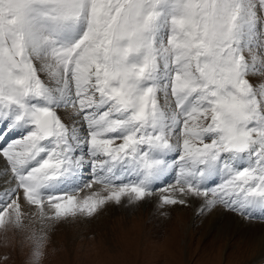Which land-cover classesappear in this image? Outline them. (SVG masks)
<instances>
[{
  "label": "snow or ice",
  "instance_id": "obj_1",
  "mask_svg": "<svg viewBox=\"0 0 264 264\" xmlns=\"http://www.w3.org/2000/svg\"><path fill=\"white\" fill-rule=\"evenodd\" d=\"M0 159L30 264L54 223L156 192L264 218V0H0Z\"/></svg>",
  "mask_w": 264,
  "mask_h": 264
},
{
  "label": "rangeland",
  "instance_id": "obj_2",
  "mask_svg": "<svg viewBox=\"0 0 264 264\" xmlns=\"http://www.w3.org/2000/svg\"><path fill=\"white\" fill-rule=\"evenodd\" d=\"M3 163L0 159V166ZM87 191L84 189L81 196ZM159 195L156 192L148 201L135 205L127 200L121 204L109 203L92 217L78 216L54 223L48 229L49 239L41 264H264V249L255 248L252 238L261 229L259 225H264V218L257 215L245 219L227 212L240 217L245 224H259L254 227L258 230L255 233L253 227L234 230L231 225L235 231L230 236L232 240L222 245L218 253L207 243L209 236L199 238L201 233L196 232L201 224L206 227L198 218L211 211L199 214V202H196L193 210L189 208V214L185 212L187 207L180 205L162 212L158 207ZM180 214H187V220L179 221ZM26 235L13 230L0 232V255L7 254L9 264H30ZM5 237L9 242L7 247ZM237 239L252 241L244 245L238 241L236 245Z\"/></svg>",
  "mask_w": 264,
  "mask_h": 264
},
{
  "label": "bare ground",
  "instance_id": "obj_3",
  "mask_svg": "<svg viewBox=\"0 0 264 264\" xmlns=\"http://www.w3.org/2000/svg\"><path fill=\"white\" fill-rule=\"evenodd\" d=\"M195 204H193L191 206H188L187 209L185 210V212L188 213L189 212V208L190 209L191 208H195V206H196ZM191 210H193V209H191ZM222 211L223 210H221L220 208H217V209L211 210V212L207 213L206 215L200 216L198 218L197 221L200 222V224L202 223L201 221H203V223L206 225V227L208 229H206V227H203L202 224L199 226V228L196 227V230H197L196 232L201 233L199 238H202V237L206 238L207 236H209L211 239L209 241H207V243L212 245V249H215L218 253L220 251V247L222 245L224 246L227 243V241L230 239V236H232V232L235 229H242L243 227H245V228H247L249 230V227H253L254 228L255 226L259 225V224H256V223L245 224L242 221L243 219H239L240 217L238 218L237 216L229 214V213H227V211H226V213H222ZM189 213H191V212H189ZM187 217H188L187 214H180L178 216L179 221L181 220L182 222L185 221V219L187 220ZM226 217L231 218V221L233 219L234 223L231 224L228 220H226L227 219ZM171 224H172V222L169 225H171ZM231 225L234 227V230H233V227ZM259 226H261L260 230L254 228V233H255L256 230H258V233L256 232V234H254L252 232L254 234V236H252V238L254 237V239H255V241L253 240L255 248L259 247V250L261 251L262 249H264L263 248L264 247V225L262 224V225H259ZM237 232H238V230H237ZM230 240H232V239H230ZM238 241H240V243H242L244 245L245 243L250 242L252 240L244 239V240L241 241V239H237L236 241H234V243L236 245H238V243H237ZM242 244L241 245L239 244V245L242 246ZM202 245H205V244H202Z\"/></svg>",
  "mask_w": 264,
  "mask_h": 264
}]
</instances>
